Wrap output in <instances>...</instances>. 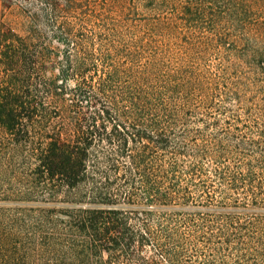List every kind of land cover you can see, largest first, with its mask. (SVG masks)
I'll return each mask as SVG.
<instances>
[{
    "label": "trees",
    "instance_id": "16d2710c",
    "mask_svg": "<svg viewBox=\"0 0 264 264\" xmlns=\"http://www.w3.org/2000/svg\"><path fill=\"white\" fill-rule=\"evenodd\" d=\"M0 264H264V0H7Z\"/></svg>",
    "mask_w": 264,
    "mask_h": 264
},
{
    "label": "rangeland",
    "instance_id": "374dc122",
    "mask_svg": "<svg viewBox=\"0 0 264 264\" xmlns=\"http://www.w3.org/2000/svg\"><path fill=\"white\" fill-rule=\"evenodd\" d=\"M0 20L6 25L13 27L19 33L25 34V18L17 3L0 0Z\"/></svg>",
    "mask_w": 264,
    "mask_h": 264
}]
</instances>
